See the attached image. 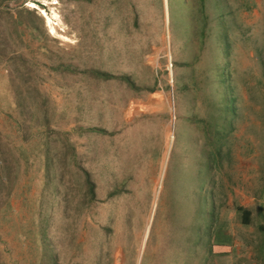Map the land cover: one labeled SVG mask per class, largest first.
Returning a JSON list of instances; mask_svg holds the SVG:
<instances>
[{"label": "rangeland", "instance_id": "obj_1", "mask_svg": "<svg viewBox=\"0 0 264 264\" xmlns=\"http://www.w3.org/2000/svg\"><path fill=\"white\" fill-rule=\"evenodd\" d=\"M166 2L0 0V264H263L264 0Z\"/></svg>", "mask_w": 264, "mask_h": 264}, {"label": "crops", "instance_id": "obj_2", "mask_svg": "<svg viewBox=\"0 0 264 264\" xmlns=\"http://www.w3.org/2000/svg\"><path fill=\"white\" fill-rule=\"evenodd\" d=\"M166 0H163V8L166 10ZM256 127L259 125L255 124ZM234 161L233 159L231 160ZM261 161L263 162V166H261ZM246 164H242L243 169V179H247V182L251 178H257L258 184L253 189H235V200L236 204H238L237 211L239 208L246 210L249 214L250 224H244V215L239 211V215L237 216L239 223L242 226H252L255 225L257 227V231L259 235L261 234V242L264 244V152L258 158V165H253L252 163H248L244 160ZM262 178V185H261ZM255 185V184H254ZM234 199H232L233 202ZM236 220V218H235ZM256 220H258V224H256ZM255 233V231H253ZM228 240L233 241L234 235L230 234L226 237ZM257 254L252 256L253 259H256ZM258 262H263L264 259L262 257V252H259ZM264 264V262H263Z\"/></svg>", "mask_w": 264, "mask_h": 264}, {"label": "trees", "instance_id": "obj_3", "mask_svg": "<svg viewBox=\"0 0 264 264\" xmlns=\"http://www.w3.org/2000/svg\"><path fill=\"white\" fill-rule=\"evenodd\" d=\"M99 75L105 76L103 73H99ZM108 76V75H107ZM238 211L240 213H242L244 215V218L246 216V219H244V224H250V219H249V214L246 210L239 208ZM228 242H231L230 240H224L223 242H219V243H213L212 245V252H214L215 254H219V255H225V256H230L232 252L231 251V245H227ZM231 244V243H229ZM261 251H262V257L264 259V244L261 246Z\"/></svg>", "mask_w": 264, "mask_h": 264}, {"label": "bare ground", "instance_id": "obj_4", "mask_svg": "<svg viewBox=\"0 0 264 264\" xmlns=\"http://www.w3.org/2000/svg\"><path fill=\"white\" fill-rule=\"evenodd\" d=\"M55 4H57V2H55L54 3V5ZM42 15L44 16V18L47 20V25H49V29H51L54 33H55V31H56V26H58V24L57 23H53V19H56V21H57V19H58V21L60 20V18H59V16H58V14L57 13H53V17H55V18H51L48 14H47V12L46 11H44V10H42ZM54 22H55V20H54ZM50 30V31H51ZM61 35V34H60ZM56 37V36H55ZM159 194V193H158ZM156 207V206H155ZM147 238L146 237H144V243H143V246H142V248H141V254L140 255H142V253H143V250H144V248H146L145 247V244H146V242H147ZM149 241V240H148ZM138 261V260H137Z\"/></svg>", "mask_w": 264, "mask_h": 264}, {"label": "clouds", "instance_id": "obj_5", "mask_svg": "<svg viewBox=\"0 0 264 264\" xmlns=\"http://www.w3.org/2000/svg\"><path fill=\"white\" fill-rule=\"evenodd\" d=\"M242 214V213H241Z\"/></svg>", "mask_w": 264, "mask_h": 264}]
</instances>
